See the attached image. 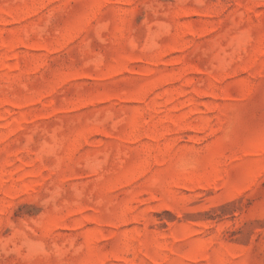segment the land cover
Wrapping results in <instances>:
<instances>
[{"label":"rangeland","instance_id":"1","mask_svg":"<svg viewBox=\"0 0 264 264\" xmlns=\"http://www.w3.org/2000/svg\"><path fill=\"white\" fill-rule=\"evenodd\" d=\"M0 264H264V0H0Z\"/></svg>","mask_w":264,"mask_h":264}]
</instances>
